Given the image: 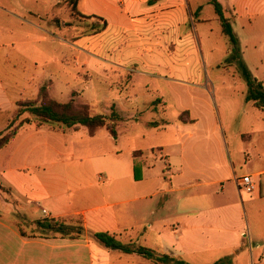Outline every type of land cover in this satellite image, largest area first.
<instances>
[{
	"label": "rangeland",
	"instance_id": "rangeland-1",
	"mask_svg": "<svg viewBox=\"0 0 264 264\" xmlns=\"http://www.w3.org/2000/svg\"><path fill=\"white\" fill-rule=\"evenodd\" d=\"M122 1L115 6L125 18H132L126 28L107 23L116 16L107 11L116 13L114 0H90V11L102 12L107 18L106 29L93 35L97 24L72 16L68 0H0V137L9 134L25 119L29 123L19 131L44 126L45 130L54 132L53 136L35 139L33 143L47 142L50 147L68 154L69 160L85 167V177L95 168L109 166L107 159L98 158L106 147L119 153L116 158L121 164L128 163L130 152L136 156L144 153L143 168L148 182L155 190L166 191L171 185L178 187L173 170L183 163L181 147L216 145L209 127L210 121L215 119L224 128L218 138L227 147L229 166L234 165L236 176L252 174L255 151L249 126L251 119L257 113L262 116V112L246 104L245 80L238 63L229 60V41L221 34L213 6L208 5V0H188L189 8L176 6L162 18L155 10L177 5V0ZM83 2L81 0L78 7L81 13ZM195 2L204 6L202 11H195ZM234 31L240 39L241 57L251 76L264 78V46L256 49L258 56L252 55L246 32L238 25ZM108 63L127 70L110 67ZM36 76L43 83H32L34 87L29 86L27 91V80ZM47 78L53 80L50 94L57 102L72 101L76 106H86L90 115L107 117L114 105L120 117L115 126L116 136L108 132L109 120L104 128L90 133L84 127L41 125L28 113L16 117L18 104L36 99L40 87L48 92ZM68 90L74 91L65 98ZM59 93L63 94L61 99L57 96ZM190 118L197 121L186 122ZM166 156L169 158L165 159ZM118 165L116 163L115 167ZM122 170V173L126 170L123 165ZM188 170L186 166L184 171L188 173ZM125 182L128 184L127 180ZM215 191L217 188L211 190ZM239 193L240 208L249 212L243 240L245 246L255 252V235L264 233V216L254 213L261 202L247 200L245 196L252 195ZM176 194L184 198L189 192ZM231 194L236 195L233 188ZM154 199L146 205L156 208ZM180 203L181 207H187L186 201ZM130 205L136 209L148 208L143 202ZM13 219L24 236L53 235L42 231L36 226V220L22 213L14 214ZM75 219L73 222L77 221ZM242 264L249 263L243 261Z\"/></svg>",
	"mask_w": 264,
	"mask_h": 264
},
{
	"label": "crops",
	"instance_id": "crops-1",
	"mask_svg": "<svg viewBox=\"0 0 264 264\" xmlns=\"http://www.w3.org/2000/svg\"><path fill=\"white\" fill-rule=\"evenodd\" d=\"M121 1L114 0L113 11L118 10L115 4L121 5ZM209 1L208 5H211ZM217 1L222 5L239 44L235 25L246 32L253 49L252 55L258 56L256 49L264 46V0ZM179 2L177 0V5L155 11L165 18L176 6L189 8L188 0ZM194 7L195 11L200 12L204 6L195 2ZM82 11L80 13L85 16L107 19L102 12L90 11V0H84ZM107 11L116 15L112 22L107 21L108 25L126 28L131 24L132 18H125L123 12ZM216 19L218 21L217 16ZM108 64L127 70L126 67ZM131 71L145 75L140 71ZM76 77L80 78L78 73ZM257 80L264 84V78ZM47 81L49 96L54 98L50 94L53 80L47 78ZM35 82L36 85L43 83L38 76L31 78L27 80V91ZM34 89L37 91L38 88ZM73 91L68 90L65 98ZM62 95L59 93L57 96L61 99ZM246 104L256 112H262V116L257 113L249 126L254 135L252 147L255 163L253 173L243 175H250L256 188L251 197H245L261 202L260 208L254 213L264 216V111L255 108L251 102ZM190 120L192 122H186L197 121ZM31 127L22 128L0 150V187L5 188L0 189V264H155L135 253L106 248L100 241L89 237V234L101 233L115 235L117 240L125 244L136 242L190 264H213L224 259L229 264H242L243 261L264 264V233L255 235V252L245 246L243 240L249 212L240 208V193L235 182V177L240 176L234 173L233 164L229 166L227 147L218 138L220 132H224L222 123L218 125L215 119L209 123L216 145L181 147L183 163L173 170L178 187L171 185V189L166 191H157L148 182L146 169L143 168L146 159L144 153L135 157L130 152L128 163L121 164L116 158L119 153L114 148L106 147L107 150L100 152L98 158L101 161L107 159L109 166L95 168L89 177H85V167L73 159L69 160L68 154L57 147H50L47 142L43 145L33 143L35 139L53 136L54 132L45 130L44 126ZM248 139H252L251 136ZM159 153L161 155V151ZM116 163L119 164L117 167ZM135 164L141 167L139 180L133 177ZM122 165L126 169L124 173ZM186 166L188 173L184 171ZM122 179L127 180L128 184ZM130 181L134 182V191ZM142 182L145 184L142 185ZM230 187L236 195L231 194ZM214 188L219 193H212ZM181 192L189 194L180 198L176 193ZM154 198L156 208L147 206ZM181 200L186 201L187 207H181ZM133 202H143L148 208H133L130 205ZM19 213L31 220L81 217L85 235L78 239L59 235L44 238L24 236L13 219L14 214Z\"/></svg>",
	"mask_w": 264,
	"mask_h": 264
},
{
	"label": "trees",
	"instance_id": "trees-1",
	"mask_svg": "<svg viewBox=\"0 0 264 264\" xmlns=\"http://www.w3.org/2000/svg\"><path fill=\"white\" fill-rule=\"evenodd\" d=\"M70 4L71 15L79 17L84 21H93L97 24V28L92 33L98 34L106 29V21L98 16H85L78 11V0H68ZM209 3L213 6L214 13L218 18L221 27V34L229 41L230 61H236L241 70L242 76L247 86V93L245 96L246 102H251L253 106L259 110L264 111V84L256 78L252 77L247 66L245 65L239 48V42L235 36L229 19L225 16L222 5L217 0H210ZM56 24H60L55 20ZM18 111L16 117H20L24 113L33 116L39 124H58L67 128L84 127L90 133L105 127L106 121H110L108 132L111 136H116L115 126L116 122L120 119L116 112L114 105L111 106L109 117L105 115H90L86 106H76L69 101L67 103H60L49 97L47 89L40 87L38 90L37 98L29 100L25 103L17 105ZM187 112V111H184ZM180 120V119H179ZM181 121V120H180ZM188 122H192L189 120ZM29 120L25 119L10 131L9 134L0 137V150L6 147L16 136L19 129L28 124ZM153 125L158 126L157 123ZM10 127V126H9ZM139 152V151H136ZM141 152V151H140ZM141 155V154H139ZM136 157V155H133ZM138 156V155H137ZM133 177L135 180L140 179V165L135 164L133 168ZM76 218L74 221L72 219ZM68 217L62 219H38L35 224L42 231L50 232L53 235L57 234L62 238L78 239L84 234L83 223L80 217ZM71 219L70 221H68ZM22 234V233H21ZM92 238L100 241L106 248L117 249L124 253H135L143 258L153 261L156 264H190L183 260L170 257L165 254H160L148 247L139 245L136 242L129 241L122 243L115 238V235L109 233L90 234ZM227 259L217 261L213 264H229Z\"/></svg>",
	"mask_w": 264,
	"mask_h": 264
},
{
	"label": "built area",
	"instance_id": "built-area-1",
	"mask_svg": "<svg viewBox=\"0 0 264 264\" xmlns=\"http://www.w3.org/2000/svg\"><path fill=\"white\" fill-rule=\"evenodd\" d=\"M235 182L237 184L239 192H244L251 195L255 191V182L250 175L235 177Z\"/></svg>",
	"mask_w": 264,
	"mask_h": 264
}]
</instances>
